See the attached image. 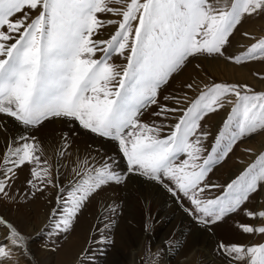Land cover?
Segmentation results:
<instances>
[{"label":"snow or ice","instance_id":"obj_1","mask_svg":"<svg viewBox=\"0 0 264 264\" xmlns=\"http://www.w3.org/2000/svg\"><path fill=\"white\" fill-rule=\"evenodd\" d=\"M98 13L121 17L106 22L117 25L107 40L93 39L105 26ZM259 13H264V0H0V114L15 118L26 129L63 118L116 141L129 172L160 183L173 195L187 197L194 207L186 211L207 227L241 210L250 195L264 187L261 154L221 196L197 198L208 172L232 145L264 130V92L255 93L247 85L206 84L187 108L163 106L154 113L165 118L182 113L166 135L165 125L143 123L140 116L157 103L160 88L190 58L224 56L242 19ZM97 52L102 53L98 59L94 58ZM116 54L124 56L126 65L110 62ZM228 59L236 64L264 59V38ZM187 88L192 89L193 84ZM225 104L232 105L231 111L212 151L203 157L202 145L209 133L199 132L200 121ZM62 139L61 157L70 147L68 137ZM42 155L35 136L15 138L0 166V197L12 199L8 189L16 170L26 163L34 165L33 179L28 181L32 194L49 186L57 189L51 215L57 232H67L104 186L126 179L115 170L114 162L93 167L85 160L79 170L73 169L75 177L67 185H58ZM181 156L187 158L177 163ZM246 214L264 219V211ZM0 227L8 229L9 242L0 244V264H18L12 248L26 251L27 238L2 217ZM241 229L264 234V226L242 225ZM219 249L236 264H264V244L221 243Z\"/></svg>","mask_w":264,"mask_h":264},{"label":"rangeland","instance_id":"obj_2","mask_svg":"<svg viewBox=\"0 0 264 264\" xmlns=\"http://www.w3.org/2000/svg\"><path fill=\"white\" fill-rule=\"evenodd\" d=\"M210 2H214V0H210ZM221 3H223V0H221ZM109 6L122 7L123 5L110 4ZM31 14L33 16L36 15L35 12H32ZM19 15L20 14H17V16ZM98 17L105 22V26L99 29L98 34L93 36V39L107 40L117 30V25L107 24L106 22L109 20L119 21L121 17L113 15L112 13H98ZM258 23H264V13L254 14L252 16L246 15L230 37V42L226 46L224 56H198L190 58L183 69L178 73H174L169 78L168 82L160 88L157 103L149 106L148 109L142 113L140 116L141 121L143 123L152 124L155 122L158 125H165L163 135H166L170 131L169 126L173 125L176 122V118L182 113L167 114L169 118H165V115L156 116L154 113L160 112L161 107L163 106H167L169 109L183 108V106L184 108H187L190 102L198 96L199 92L205 90L204 86L206 84L228 83L247 85L255 93L264 92V90H260L252 83L241 84L233 82L229 78H221L211 72L208 73V71L206 75L201 77L194 75L192 81L193 88L190 90H194V86L198 83L202 82L201 84L203 85H200V88L194 90L193 93L179 92V90L174 88L176 82H178L179 75L190 65H194L197 71H205L199 58H217L235 65H244L247 68H250L249 71L253 72V75L256 78L264 80V71L254 68V65L263 63L264 59H256L241 64H236L228 59L229 56L237 55L246 51V49L253 43L264 38V26L262 24L257 25ZM245 33H247V35H245ZM242 38L251 39V41H246V43L244 41L243 43V41H241ZM239 40L242 42L241 44ZM238 46L240 47L238 48ZM235 48H238L239 50H236ZM101 55L102 53L97 52L96 57L94 58L98 59ZM125 55H127V53H125ZM110 62L118 66H124L127 63L124 56L119 54L113 55ZM165 97H168V99H165ZM229 99L234 101L235 97L230 96ZM177 101H179V103ZM171 103H173L174 106H172ZM226 105L228 104H225V106ZM231 107L229 106V108L224 110L229 109L230 112ZM222 110L223 109H219L214 113L206 115L200 123L199 132L209 133L207 139L203 141L202 146L205 149L203 157H207L212 151L216 139L221 132L218 130L223 129V124L226 118L219 124L214 122L216 113H219ZM1 116L0 129L5 128L4 126L6 123L4 120H9L10 124H12L11 134L13 133V138H11V135L8 136V144H1L0 166H3L4 157L7 153L8 147L13 145L15 137L17 138L20 136L19 134L16 136V127H21L22 125L17 122L15 118L10 117L7 114H1ZM58 119L63 131L69 132L67 128L72 126L93 134L90 131L83 129L78 122L69 121L63 118ZM169 120L174 121L170 124ZM44 123H46V121ZM47 127H45L40 134L46 132L49 134L50 131V133L55 132L54 129H50L52 128L51 125ZM36 128H25L24 134L30 136L31 132L34 133L39 130V128ZM258 132H260L259 134L261 135L264 134V130H259L256 133ZM259 134L257 137H251L250 135L241 138L232 145L231 151H229L226 156L219 159L208 172L206 180L201 185L203 191L197 192V198L208 200L221 196L229 183L239 177L261 154H264V150L258 152L251 146L252 143L258 142V139L261 136ZM93 135L98 136L96 134ZM98 138L100 137L98 136ZM61 147V145L57 144L54 147H51V150L54 148L53 153L58 152L57 156H59L61 162H63L65 160V155L63 157L60 156ZM69 149L70 147L67 149V152ZM108 150H110L108 159L103 158L104 156L96 157L93 155L85 156L84 158L78 157V160H76L73 167L67 168V166H63V172L58 179H55L53 176L52 157L45 156L44 153L41 156L42 161L46 159L48 164L51 165L54 182L58 185H67L68 181L75 177L73 169L79 170V165L85 160H87L89 165L93 167H99L105 161L114 162L115 170L126 177L123 183L110 182L104 186L102 190L98 191L90 201L87 202L86 206L75 218L73 225L67 232H57L52 226L51 215L53 208L56 207V196L58 195L57 189L52 186L45 188L44 191H48V203H45L46 200L41 202L42 206L38 210V205L40 201H42L41 195L43 194V191H36L35 195H33L32 192L34 190L31 189L28 184V181L33 179L31 176V168L34 165L26 163L24 166L16 170L15 178L11 181V187L8 189L13 198L7 199L0 197V215L8 218L7 214L9 213L14 219H8L27 238V244L29 246L27 250L29 251L26 250L24 253H21V257L19 255L16 256L14 253V250H19L20 248H12L13 258L18 264H60L59 259L62 252L61 250H63L61 248L70 243H76L74 246L75 248L71 249V251H75V262L73 261V264H236L235 261L230 260V258L221 252L219 249L221 243L225 245L239 244L245 246L264 244V234L258 232L245 233L241 229L242 225L253 227L264 226V219L250 218L246 214L249 211L255 213L264 211V208L258 209V211L255 210L259 203L258 199L261 188L250 195L248 201L245 202L241 210L228 214L222 220L214 224H209L206 227L199 223L195 215L189 214V212L186 211V209L194 207L187 197H184L180 193L173 195L160 183L159 184L164 187L170 195L171 202L169 205L160 206L156 201L152 199L147 200V197L145 198L144 195L141 196L135 191H129L125 194L123 189L126 186L125 183L129 175L139 174L128 171L126 158L120 151L116 141H112L107 151ZM220 151L222 153L223 148H221ZM51 153L49 154L51 155ZM250 155L255 156L250 158ZM112 157L114 159H112ZM186 158V156H183L177 161V163H180ZM248 160H250V162H248ZM243 163H248V165L236 175L227 179L230 171L237 165ZM169 183L168 180H165V184ZM207 185H216L217 187H207ZM173 202L176 204V207H174ZM181 212L185 215L182 220L178 217V214ZM90 219L91 223L89 222V228H87V231L84 233L85 237L83 243L79 246L78 241L80 238H78L76 232L77 230L83 229L84 225H86ZM32 221L37 226L40 224L43 226H41L42 229L38 236H33V233L29 234V232L26 234L22 228L23 225ZM120 224H124L125 227L128 228L127 230H130V233L122 231L120 234ZM195 230H203L204 232L198 240L194 239ZM8 243L7 236H0V244L8 245ZM134 249L136 251L133 252ZM207 251L216 255L219 262L210 261L207 258ZM71 260L72 259H70L69 262H71Z\"/></svg>","mask_w":264,"mask_h":264},{"label":"bare ground","instance_id":"obj_3","mask_svg":"<svg viewBox=\"0 0 264 264\" xmlns=\"http://www.w3.org/2000/svg\"><path fill=\"white\" fill-rule=\"evenodd\" d=\"M260 24H262L264 26V23H258L257 25H260ZM103 37H107V36H103ZM241 41H243V43L245 41V43H246V41L250 42L251 39L249 40V39L242 38ZM241 41L239 40L240 44L242 43ZM239 47L240 46H238V48ZM238 48L237 49L235 48V49L239 50ZM199 60L201 61V64L203 65V69H205V71H201V70L197 71L195 69L194 65H190L189 67H187L184 70L183 73H181L179 75L178 82H176V84L174 86V88L176 90H179V92H185V93H190V94L193 93L194 90L200 88V85L201 86L203 85V84H201L202 82L198 83L197 85H195L194 86V90L188 89L187 85L189 83H192L194 75H196L198 77H201L203 75H206L207 71H208V73L211 72L212 74H214L216 76H220L221 78H229L233 82H237V83H241V84L242 83L243 84H251L252 83V84L256 85L260 90H264V80L256 78L253 75V72L249 71L250 68H247L244 65H235L233 63L226 62L224 60H219L217 58H209V59L199 58ZM254 68L257 69V70H260V71H264V62L261 63V64L254 65ZM189 100H191V99H189ZM171 105L174 106L173 103H171ZM183 108H184V106H183ZM228 110H222L219 113H216V116L214 117V122L216 124L221 123L224 120V118L227 116V114L229 112ZM0 117H2L1 114H0ZM4 121L6 123L5 126H4L5 128L4 129H2V128L0 129V148H1V144H3V143L4 144H8V142H9L8 136L9 135H11V138H13L12 137L13 133L11 134V132H12V129H11L12 124H10L9 120L8 121L4 120ZM173 121L174 120H169V123L172 124ZM0 122H1V120H0ZM49 125H51V127H52L50 129H54L55 132L52 131L53 133H50L51 132L50 131L49 134H47V132L44 133V134H40L41 131L43 129H45V127H47ZM17 127H16V136H17V134L25 135L24 134V129L25 128L23 126H21V127L17 126ZM37 128H39V130H37L34 133L31 132L30 136H35L37 138V140L39 141L41 147L43 148V153H44L45 156H51L52 157L53 172H54L53 176H54L55 179H58L59 176L61 175V173L63 172V166H65V167L67 166V168L73 167L74 164L76 163V160H78V157H83L84 158L85 156L93 155V156H96V157H103L104 156L103 158H107L108 159L110 150L107 151V149L109 148V146H110V144L112 143L113 140H110V139H107V138H102V137L98 138V136H95L93 134L87 133V132L82 131L81 129H79L77 127H72V126L67 128V130L69 132L63 131V129H61L62 127L60 125V122H59L58 118H52V119L48 120V122L46 121V123H43L42 125H40ZM27 133H28V131H27ZM65 135L68 137V142L70 143L71 146H70L69 151L65 155V158H64L65 159L64 160L65 163H64V161L61 162L60 157L57 156L58 152L53 153L54 148H53V150H51V147H54L57 144L63 146L65 141L62 139V137H64ZM259 135H261V134H259ZM250 143H252V142H250ZM251 146L255 149V151H258V152L264 150V134L259 137L257 143L254 142V143L251 144ZM51 152L53 153V155H52ZM49 153H51V155ZM254 156L255 155L251 156L250 158H252ZM112 159H114V158L112 157ZM248 162H250V160H248ZM246 165H248V163H243V164L237 165L234 169H232L230 171L229 176H228L227 179H230L232 176L236 175ZM125 185L126 186L123 189V191H125V194L128 193L129 191L138 192L141 196L144 195L145 198L147 197L146 198L147 200H151L152 199V200L156 201L160 206L169 205V203L171 202L170 195L167 193V191H166V189L164 187H162L159 183H157L155 181L148 180V179H146L144 177H141V176H139L137 174L129 175ZM41 197H42V201H40V203L38 205V208H37L38 210L42 206L41 202L46 200L45 203L46 202L48 203V201H47V199L49 198L48 197V191L47 190L43 191V194L41 195ZM258 200H259V203H258L257 208L255 209L256 211H258V209L264 208V187H261V189H260V195H259V199ZM151 204H153V203H151ZM173 204H174V207H176V204L174 202H173ZM153 209H154V207H153ZM180 214H178V217H179L180 220H182V218H184L185 215L182 212ZM7 216L10 219H14L9 213L7 214ZM0 217H2L4 220H6V221L10 222L12 225H14L8 218L3 217L1 215H0ZM89 222L91 223V219L86 223V225H84L83 229L77 230V232H76V235L78 236V238H80L79 241H78V245L79 246L81 245V243H83V239L85 237L84 233L87 231V228H89V226H88ZM41 226H42V224L37 226L32 221V222H29L26 225H23L22 228H23V230H24V232L26 234L29 232V234L33 233V236H38L39 232L41 231V229L43 227V226L42 227ZM119 227L121 228V230L119 231L120 234L122 233V231H124L126 233H130V230H127L128 228L125 227L124 224H120ZM203 233H204L203 230H195L194 231V239L198 240L199 237H201V235H203ZM0 236H8V229L5 228V227H0ZM66 245L67 246H64L63 248H61L63 250H61L62 252H61V255H60L59 263L60 264H66V263L69 262L70 259H72L71 262H69V263L73 264L75 262V257H74L75 251H71V249L75 248L74 246L76 245V243H70V244H66ZM28 247L29 246L27 244V249H28ZM27 251H29V250H27ZM134 251H136V250L134 249L133 252ZM14 253H15L16 256L19 255L21 257L22 256L21 253H24V252H22L21 249H19V250H14ZM207 258L210 261L212 260L213 262L214 261L219 262L217 260V258H216V255H213L212 253H210L208 251H207ZM26 261H28V260H26ZM4 264H10V262L9 261H5Z\"/></svg>","mask_w":264,"mask_h":264},{"label":"crops","instance_id":"obj_4","mask_svg":"<svg viewBox=\"0 0 264 264\" xmlns=\"http://www.w3.org/2000/svg\"><path fill=\"white\" fill-rule=\"evenodd\" d=\"M229 105V104H228ZM226 105V106H224V108H222L223 110L226 108H229V106L231 107V105ZM229 111V110H228ZM226 118V117H225ZM224 118V119H225ZM225 122V121H224ZM224 125V124H223ZM222 129H219L218 131H221ZM232 131H235V128L234 129H232ZM261 132V131H260ZM260 132H258V133H253V135L251 134V137H255V136H257ZM248 136H250V135H248ZM245 137H247V136H245ZM244 138V137H243Z\"/></svg>","mask_w":264,"mask_h":264},{"label":"flooded vegetation","instance_id":"obj_5","mask_svg":"<svg viewBox=\"0 0 264 264\" xmlns=\"http://www.w3.org/2000/svg\"><path fill=\"white\" fill-rule=\"evenodd\" d=\"M210 114V113H209ZM208 115V114H207Z\"/></svg>","mask_w":264,"mask_h":264}]
</instances>
